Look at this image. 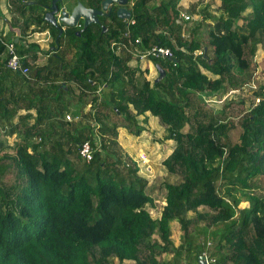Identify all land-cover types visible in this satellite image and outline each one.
<instances>
[{
	"label": "trees",
	"instance_id": "16d2710c",
	"mask_svg": "<svg viewBox=\"0 0 264 264\" xmlns=\"http://www.w3.org/2000/svg\"><path fill=\"white\" fill-rule=\"evenodd\" d=\"M14 1L11 13L22 6ZM180 2L134 0L135 24L87 44L69 32L46 61L39 44L0 37V264H199L208 241L212 264H264V85L252 82L264 0H221L215 11L197 2L193 23ZM137 38L140 49L172 50V58L149 57L166 71L161 81L131 64ZM11 42L28 75L7 66ZM68 113L81 116L68 121ZM148 113L176 142L163 161L174 180L155 193L118 140L120 128L139 136ZM86 141L95 148L89 162L80 154Z\"/></svg>",
	"mask_w": 264,
	"mask_h": 264
},
{
	"label": "flooded vegetation",
	"instance_id": "af4514ba",
	"mask_svg": "<svg viewBox=\"0 0 264 264\" xmlns=\"http://www.w3.org/2000/svg\"><path fill=\"white\" fill-rule=\"evenodd\" d=\"M107 0H15L16 6L22 3V6L14 8V12L11 13L8 9L5 19L2 18V22L6 29L3 31V37H13L14 40L18 38L19 46H23L26 40L30 43L46 44L35 54L40 55V60H48L50 57L59 53L60 37L68 36V33L74 34V37L80 39L83 43H89L92 40L102 41V37L112 33L114 29H121L123 24H127L132 17V8L134 0H110L105 5ZM55 2V8H54ZM77 10V22L74 25H68L62 21V17L67 12L69 16L73 13L75 8ZM20 9L22 12H20ZM93 11V15L91 12ZM100 11V14H96ZM53 12L52 21L49 22L46 19L47 14ZM88 13L89 17L84 14ZM84 13V14H83ZM19 15L22 16L21 23L25 22L24 26H14V23L18 21ZM130 15V17H128ZM124 16V17H123ZM16 17V18H15ZM41 18V24L37 25L34 21ZM88 20V23H87ZM31 23L32 28H42L37 31L38 38L34 41L28 35H24V28L26 23ZM101 37V38H100ZM30 38V39H29ZM106 39V38H105ZM46 42V43H45ZM78 53V49L73 47L69 57H73Z\"/></svg>",
	"mask_w": 264,
	"mask_h": 264
},
{
	"label": "rangeland",
	"instance_id": "374dc122",
	"mask_svg": "<svg viewBox=\"0 0 264 264\" xmlns=\"http://www.w3.org/2000/svg\"><path fill=\"white\" fill-rule=\"evenodd\" d=\"M197 2H199L198 5H200V8L203 6H209L210 10L215 11L216 7L221 1L220 0H194L191 2V0H188V1L182 0L180 3L181 11L191 16V19H189V21L192 23L195 19L200 17L197 14L191 15L189 11L190 8L193 6V4ZM0 8L1 10L4 11L5 14H7V16H9V13H7L6 11L7 10V0H0ZM251 11H252V8H248L244 12V15L250 14ZM2 18L3 17L1 16L0 21L2 20ZM242 22L243 21L240 20V23ZM206 27L207 26H204L203 28H206ZM34 33L36 32L31 30L29 37L33 39ZM257 54L259 55L258 59L256 60L258 66L256 69V73H254L255 77L253 79V83L255 84V86H260V85H264V51L259 50ZM156 73L158 76L157 70H156ZM220 95L221 93H219L217 96H220ZM217 96H214L212 100V103L216 106H218V103H215V100L220 101V99H217L218 98ZM207 101H211V100L208 99ZM221 104L219 103V105ZM79 116H81V114ZM152 116L153 115L150 114L149 120L151 121L148 122L147 125L143 123L142 119L140 120L145 130L142 131V133L139 136L130 134L129 131L125 128H120L118 140L122 144L124 149L131 156H133L135 160H137L140 166V171H139L140 175L145 177L148 180L149 188L153 190V192L155 193L159 191V188L161 187V183L163 181L168 180V179L174 180V178L169 175L166 166L163 164V161L172 153V151L174 150L176 146V142L173 140L171 141V140L164 139L162 135L164 126L160 123L159 119L156 116H153V117ZM235 122H236V127L230 132V136L234 143H239L241 141L240 135L242 134L243 129L239 123V118L236 119ZM257 192H259L261 196L264 195V189L262 187L258 189ZM248 205H249V202H242L240 206L246 207ZM150 211L154 216H156L157 214L159 215L158 210L155 208H151ZM174 228H175L174 231L172 230L173 231L172 236L175 240V243L176 241L178 243L179 239L181 241V235H182L181 227L179 225H174Z\"/></svg>",
	"mask_w": 264,
	"mask_h": 264
},
{
	"label": "built area",
	"instance_id": "2783aa9c",
	"mask_svg": "<svg viewBox=\"0 0 264 264\" xmlns=\"http://www.w3.org/2000/svg\"><path fill=\"white\" fill-rule=\"evenodd\" d=\"M181 15L186 20L190 19L189 14L182 13ZM128 23L135 24L136 20L131 17ZM34 38H38V33H34ZM28 41H31V40H28ZM135 43H136L135 45L133 44V54L135 55V58H140V59H145L149 57L151 58H168V57L172 58L173 56L172 50L169 47L154 44L146 49H140L139 47L140 46L139 44L141 43L140 38H137ZM7 46H8V51L10 54L9 58L7 59V66L15 72H18L22 75H28L29 67L25 65L24 63V56H22L21 54H19V52H17L14 43L12 42L7 43ZM253 86H255L254 83H253ZM97 92H100V90H98ZM252 98L255 99L254 105H257L261 101V97L259 96L255 98L253 95ZM92 104L93 102L91 101L88 104L87 109H92ZM79 115L80 114L74 116L71 113H68L66 114V120L72 121V120L78 119L80 117ZM94 152H95V148L90 141L84 142L80 148V154L82 158L88 162L93 159ZM163 203L166 204V202H163ZM211 247H212V243L211 241H208L207 248L202 253V255H205L208 264H212L216 261L215 258L210 257Z\"/></svg>",
	"mask_w": 264,
	"mask_h": 264
},
{
	"label": "crops",
	"instance_id": "0c3cea01",
	"mask_svg": "<svg viewBox=\"0 0 264 264\" xmlns=\"http://www.w3.org/2000/svg\"><path fill=\"white\" fill-rule=\"evenodd\" d=\"M182 1V0H181ZM188 1V0H187ZM192 1H194V0H191V2ZM221 1V0H220ZM181 3V2H180ZM221 3V2H220ZM219 3V4H220ZM218 4V5H219ZM189 7V6H188ZM199 7H200V5H199ZM181 13H184L185 14V12H181ZM187 14V13H186ZM0 17H1V15H0ZM210 22H211V20H210ZM5 30H7L6 29V27H5V25L3 24V22H2V20L0 21V37H2V33H3V31H5ZM46 43V42H45ZM38 44V43H37ZM44 45L46 46V44H41V45H39L41 48H43L44 47ZM42 61H46V60H42ZM131 64H133V65H138L139 66V68H140V72L138 73L139 75H142L143 77H145V78H147V79H150V80H154L156 77H157V73H156V70H157V68H156V64L152 61V60H149L148 58H145V59H139V58H136V59H134V60H132V62H131ZM102 89L103 88H99V90H100V92H97V93H101L102 92ZM91 101H88V103H87V106H86V108L88 107V104L90 103ZM21 113H26V111H22ZM149 114V113H148ZM153 117V116H152ZM143 118H144V116L143 115H141L140 116V120L142 119L143 120ZM158 118V117H157ZM154 119H156V118H154ZM151 120H149L148 122H150ZM147 122V123H148ZM141 124H142V122H141ZM145 124V123H144ZM147 125V124H146ZM124 132V131H123ZM125 133V132H124ZM172 141V140H171ZM157 202H159V203H161V204H164L163 202H165V200L163 201V200H157ZM241 205V204H240ZM241 207V206H240ZM174 225H179L180 226V224H178V222L177 221H173L172 222V230L174 231ZM176 227V226H175ZM180 243V239H179V241H178V243H177V241H176V244L178 245ZM169 257H172L171 255H169Z\"/></svg>",
	"mask_w": 264,
	"mask_h": 264
},
{
	"label": "water",
	"instance_id": "95a60500",
	"mask_svg": "<svg viewBox=\"0 0 264 264\" xmlns=\"http://www.w3.org/2000/svg\"><path fill=\"white\" fill-rule=\"evenodd\" d=\"M108 1H110V0L105 1V5H107ZM55 7L56 6H55V2H54V8ZM77 10H78V8L76 7L74 9L73 13L70 16H69V14L67 12H65V14L62 17V21L65 22L68 25H74V24H76V22H77V16H78ZM91 14L93 15V11L91 12ZM96 14H100V11H97ZM52 15H53V12L47 14V16H46V19L49 22H51L53 20L52 19ZM84 15L87 16V17H89L88 13H86ZM128 17H130V15ZM87 23H88V20H87ZM18 40L19 39L17 38L15 42H18ZM156 67L158 68L159 76L156 78L155 81L156 82H159V81H161L165 77L166 71L160 66V64H157ZM199 264H208L205 255H200L199 256Z\"/></svg>",
	"mask_w": 264,
	"mask_h": 264
},
{
	"label": "clouds",
	"instance_id": "9594fccd",
	"mask_svg": "<svg viewBox=\"0 0 264 264\" xmlns=\"http://www.w3.org/2000/svg\"><path fill=\"white\" fill-rule=\"evenodd\" d=\"M189 16H190V15H189ZM190 19H191V18H190ZM36 39H37V38H34V35H33V40H32V41H34V40H36ZM258 57H259V55H258ZM24 59H25V58H24ZM135 59H136V58H135ZM139 59H140V58H139ZM148 59H149V58H148ZM156 65H157V64H156ZM156 68H157V67H156ZM12 71H13V70H12ZM14 72H15V71H14ZM157 72H158V68H157ZM158 76H159V72H158ZM158 76H157V77H158ZM157 77H156V78H157ZM156 78H155L154 80H156ZM154 80H153V81H154ZM98 90H99V89H98ZM98 90H97V91H98Z\"/></svg>",
	"mask_w": 264,
	"mask_h": 264
}]
</instances>
